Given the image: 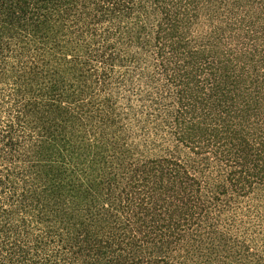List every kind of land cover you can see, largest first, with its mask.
<instances>
[{
	"label": "trees",
	"instance_id": "1",
	"mask_svg": "<svg viewBox=\"0 0 264 264\" xmlns=\"http://www.w3.org/2000/svg\"><path fill=\"white\" fill-rule=\"evenodd\" d=\"M0 264H264V0H0Z\"/></svg>",
	"mask_w": 264,
	"mask_h": 264
}]
</instances>
